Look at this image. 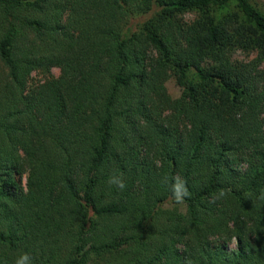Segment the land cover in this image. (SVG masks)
<instances>
[{"label": "trees", "instance_id": "16d2710c", "mask_svg": "<svg viewBox=\"0 0 264 264\" xmlns=\"http://www.w3.org/2000/svg\"><path fill=\"white\" fill-rule=\"evenodd\" d=\"M177 179L184 216L163 206ZM262 193L264 13L249 0H0V264H264Z\"/></svg>", "mask_w": 264, "mask_h": 264}, {"label": "rangeland", "instance_id": "374dc122", "mask_svg": "<svg viewBox=\"0 0 264 264\" xmlns=\"http://www.w3.org/2000/svg\"><path fill=\"white\" fill-rule=\"evenodd\" d=\"M249 1L252 4H254L256 7H258L264 13V0H249ZM196 17H197V14L195 12H186V13L182 14L181 19H182V21H184V23H190V22L194 21L196 19ZM136 18L137 17L133 16L129 19H123L120 21V23L123 26H127V25H130L132 23H135V25L138 28L142 21L140 22ZM152 53L155 56L156 52L154 53V51H153ZM256 56H257L256 50H252L249 52V51L243 50L241 48L235 49L234 52L232 53V58L234 60L244 61V62H248V61L252 60L253 58H255ZM220 62L221 61H220L219 56H214V57L212 56L209 58H205L202 61V65L204 67L209 68V67H212V66H214ZM60 73H61V70L57 66L52 67L50 73H47V72L45 73L43 71H33L31 73V76H30V79H29V82L27 85L28 89H31L34 86H36L37 84L45 82L46 80H49L52 78H57L60 76ZM169 74H170V76L168 77V79L166 81L167 95L170 96V99H172L174 102L181 101V100L185 99L186 87H185L184 79H183L181 73L174 69ZM172 112H173L172 107L170 105H166L164 107V116H168V117L174 116V119H175V113L173 115ZM180 128H184L183 122L180 124ZM143 153H144V151L142 152L141 156H143ZM16 178L21 182V185L26 190V188H27V173L23 174V176L16 175ZM163 206L167 209L175 210L183 216L186 214V204L184 202L183 203H176L175 200H171V201H168ZM236 246H237V244H236L235 238L232 241L228 242V248L229 249L236 248Z\"/></svg>", "mask_w": 264, "mask_h": 264}, {"label": "clouds", "instance_id": "9594fccd", "mask_svg": "<svg viewBox=\"0 0 264 264\" xmlns=\"http://www.w3.org/2000/svg\"><path fill=\"white\" fill-rule=\"evenodd\" d=\"M109 183L120 190H123L126 187L124 180L116 175L110 176ZM172 187L173 198L176 203H183L184 198L190 195L183 180L177 179ZM220 195H223V192H221ZM260 199H264V193L261 194ZM15 264H32V258L29 254L24 253L16 259Z\"/></svg>", "mask_w": 264, "mask_h": 264}]
</instances>
